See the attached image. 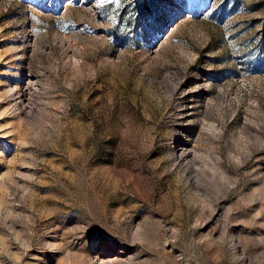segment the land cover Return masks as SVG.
<instances>
[{"label":"rangeland","instance_id":"rangeland-1","mask_svg":"<svg viewBox=\"0 0 264 264\" xmlns=\"http://www.w3.org/2000/svg\"><path fill=\"white\" fill-rule=\"evenodd\" d=\"M0 264H264V0H0Z\"/></svg>","mask_w":264,"mask_h":264}]
</instances>
